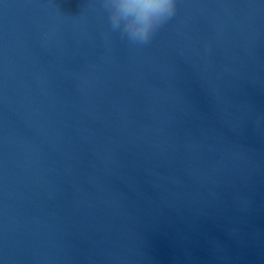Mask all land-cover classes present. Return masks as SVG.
<instances>
[{
  "label": "water",
  "instance_id": "water-1",
  "mask_svg": "<svg viewBox=\"0 0 264 264\" xmlns=\"http://www.w3.org/2000/svg\"><path fill=\"white\" fill-rule=\"evenodd\" d=\"M107 16L0 0V264H264V0Z\"/></svg>",
  "mask_w": 264,
  "mask_h": 264
},
{
  "label": "clouds",
  "instance_id": "clouds-1",
  "mask_svg": "<svg viewBox=\"0 0 264 264\" xmlns=\"http://www.w3.org/2000/svg\"><path fill=\"white\" fill-rule=\"evenodd\" d=\"M110 31L134 46L149 45L178 12V0H101Z\"/></svg>",
  "mask_w": 264,
  "mask_h": 264
}]
</instances>
